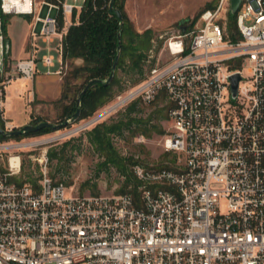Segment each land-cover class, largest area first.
I'll list each match as a JSON object with an SVG mask.
<instances>
[{"label": "built area", "instance_id": "1", "mask_svg": "<svg viewBox=\"0 0 264 264\" xmlns=\"http://www.w3.org/2000/svg\"><path fill=\"white\" fill-rule=\"evenodd\" d=\"M75 9L65 1H0L6 16L33 17V36L48 41L61 30L59 14L66 21ZM227 13L222 0L201 16L202 29L171 38L169 66L152 69L111 108L138 97L151 103L160 93L171 104L160 143L169 158L165 167L133 168L136 196H70L47 169L37 187L19 185L21 158L8 159L0 169V264H264V0H243L238 42L219 23ZM42 63L50 68L54 58ZM65 65L48 74L62 75ZM14 69L32 81L34 55ZM235 75L241 81L233 99ZM0 145L2 157L8 145Z\"/></svg>", "mask_w": 264, "mask_h": 264}, {"label": "rangeland", "instance_id": "2", "mask_svg": "<svg viewBox=\"0 0 264 264\" xmlns=\"http://www.w3.org/2000/svg\"><path fill=\"white\" fill-rule=\"evenodd\" d=\"M36 1L37 4H40L44 0ZM84 1L85 0H68V2L73 4L76 8L82 7ZM221 1L222 0H125V13L130 21L134 24L135 28L139 32H143L147 29H152L154 31V49L153 52L150 53L149 61L145 66L146 77L149 78L151 76V71L149 72L151 65H153L154 68L161 70H164L169 66L172 60V56L168 49L169 40L173 37L191 35L202 29L205 23L201 20V16L206 11H208H203L206 5L215 2L219 5ZM228 4L230 9V0H228ZM221 17L222 19L219 21V23L226 29L227 32L228 13L226 15L222 14ZM21 18L27 20L29 27L34 22L33 17L29 19L25 16H22ZM66 18L67 19L59 33L53 37V42L44 44L42 42V36L35 37V42L37 41L36 45L39 48L38 56H41L42 54H46V56H52L54 58V64L56 67H59L62 62V56L58 47L60 46L63 34L70 26L68 22L72 21L71 16L68 15ZM10 25L11 19L8 25V31H10ZM17 26L19 27V25ZM18 27H16L15 31L11 29L12 37L15 33L17 35L21 33V30ZM185 39L187 41L188 37ZM17 40L18 37H15V41ZM11 51L12 50H10L9 56L7 57V59L11 61V70H7L5 67L4 74H0V89L2 90L1 93L4 97V86H7L11 81L13 82L9 87L13 90H15L17 87H22L23 85V83L19 82L18 79L21 77L15 72L14 64L16 62L12 59ZM40 60H42V57ZM74 66L71 64L69 65V68L64 66L63 74L56 76L58 82L54 85V87H58L60 89V93H58V95H60L56 96L54 100L50 99L48 101H40L37 98H34L33 83L35 77L32 81H29L30 94L27 98H24L25 100L23 99L24 103L18 98L16 99L10 97L11 104L13 105L12 110H2V117L5 122H9L7 120L8 118L15 126L22 125L27 121H30L31 123L36 120L51 122L54 125L62 124L60 121L62 120L63 115V105L75 98V94L78 93L84 84L82 78L74 81V78H71L68 74L69 70ZM66 77L71 79L73 82V90L68 93V99L63 100L64 81ZM125 79L124 86L129 88L132 81L130 78ZM134 89L129 88L126 96H128L129 92ZM125 97L122 96L117 98L116 103H113L102 109L99 115H102L106 111H110L111 108L119 102L120 98L123 99ZM168 102L169 101L166 96H160L158 101L154 100L149 103V105L143 106L144 111L142 116L144 118L149 117V115L155 113V111L158 109L164 108ZM127 104L128 102L122 104L116 109L110 111L108 114L102 117L101 120L95 122L93 125L80 130H78V128H81L88 122L73 123L70 121L69 127L64 126L62 129L49 135L25 138L20 142L16 140H10L5 143H0L2 145L8 146L15 145V147L18 145H31L20 148H6L3 150L2 157H0L1 168L4 169L8 166V159L11 156H20L22 163L21 175L23 172H25L32 173L34 177H40V174L43 173V170L47 169L49 176H55V179H53L54 181H61L69 188L67 193L70 196H72L74 192L79 194H91L90 188H86L82 193V185L86 182H90L91 185L93 183H97L100 194L110 195L117 193V191L122 187L125 178L113 167L108 170H98V165L103 161V159L95 150V148L89 143L86 133L100 121L111 122L113 120H117L120 115L125 112ZM156 116L157 117L154 122L156 125L161 127L163 134H159L157 131H152V136L150 138H146L147 140L145 143L138 141V138L141 136V134L130 137L129 133H125L123 137H114V147L122 156L138 159L143 162L144 165H155L162 160L164 151L160 143L163 136L168 133L171 124L168 119H159L158 114H156ZM9 125L10 128L14 129L11 124ZM18 129H21V127ZM6 130L8 131L7 126ZM71 139H74L72 145H80V150L77 152L75 151L72 154L69 152L65 159L64 166H61V169L57 171V162L48 159V150L52 147H58L59 145H62ZM46 141L47 143L35 144Z\"/></svg>", "mask_w": 264, "mask_h": 264}, {"label": "trees", "instance_id": "3", "mask_svg": "<svg viewBox=\"0 0 264 264\" xmlns=\"http://www.w3.org/2000/svg\"><path fill=\"white\" fill-rule=\"evenodd\" d=\"M1 1V0H0ZM65 0H46V2L56 6H62ZM111 0H85L80 10L75 9L71 15V26L63 35L61 42V52L63 64L67 61L74 59H83L84 67L77 68L70 76L75 80L83 79V86L75 98L71 99L68 103L63 105L62 124L73 119V116L80 109V117L76 123L89 122L100 114V111L105 107L116 103L117 98L126 96L129 88L137 89L147 79L145 75V66L149 61L150 53L154 49L155 35L152 29H147L139 32L134 24L127 17L124 10L125 0H116L115 7L119 9L123 15L124 21L121 26L118 17L111 13L109 4ZM218 3H209L206 5L205 10H215ZM202 11V12H203ZM31 19L30 16H25ZM0 18L2 21V32L5 41H9L8 25L10 23V16L4 15L0 10ZM60 28L65 23L64 15L61 12L58 16ZM228 29L227 39L238 42L242 39L237 26V16L232 17L228 13ZM120 35V38H119ZM119 55L117 69L111 83L105 85H93L80 99H78L85 89V87L93 80L106 81L110 77L113 66ZM154 68L150 66L149 72ZM125 78H130L132 81L131 86L128 88L124 86ZM73 82L69 78H65L63 100L68 99V93L71 92ZM134 89V90H135ZM160 96H165V93H160L155 101L159 100ZM4 97L0 95V102ZM149 105L142 97L132 99L128 102L125 112L120 115L117 120L111 122L100 121L86 133L89 143L99 153L103 161L98 165V170H108L111 167L115 168L121 174L125 181L122 187L117 191L118 193L131 192L135 196L138 193V186L140 182L134 175L133 168L137 164L144 165L138 159L133 157H124L114 147L113 139L116 136L123 137L125 133H129L130 137L141 134L146 138L152 136V131H157L163 134V130L159 125H156L154 120L156 114L160 119H168V110L171 104H167L164 108L158 109L155 113L144 118L143 106ZM0 111V124L6 131L5 122L2 119ZM43 120H36L31 122V125H38ZM67 127L70 125L67 124ZM18 129L14 128L13 131ZM55 132L54 129L44 128L34 133H24L20 136L8 137L0 134V143H5L10 140L18 142L25 138H33L39 136L49 135ZM6 133H8L6 131ZM74 139H71L58 147H52L48 150L47 156L51 161L57 162V171L64 166L65 159L70 152L80 150V145H72ZM169 158L168 154L162 156L158 167H165V161ZM1 170H4L0 167ZM52 179L55 176L50 175ZM42 177H34L32 173H25L21 175L20 180H17L19 185L30 183L37 187V183ZM61 182V181H58ZM86 188H90L91 194L99 195L98 184L86 182L82 185V193Z\"/></svg>", "mask_w": 264, "mask_h": 264}, {"label": "crops", "instance_id": "4", "mask_svg": "<svg viewBox=\"0 0 264 264\" xmlns=\"http://www.w3.org/2000/svg\"><path fill=\"white\" fill-rule=\"evenodd\" d=\"M65 2L70 4L68 0H65ZM77 9L80 10L81 7ZM21 17L22 16H19V17L10 16L11 25H10V31H8V36H9L10 44H11L12 59L17 63L20 60H26L30 58V56L33 54L35 57V61H36V74H35V79L33 83L34 98H37L40 101H48L50 99L54 100L56 96L60 95V94L58 95V93H60V89L58 87H54V85L58 82L57 77H56L58 75L57 74L49 75L48 72L49 71L52 73L58 72L62 66V62H61V65H59V67H56L55 64L50 68L45 67V65L42 63V60L40 59L41 57L42 58L46 57V54H42L41 56H38L39 48L36 45L37 41L35 42V37L40 36V35L37 34L36 36H33L32 34L33 24L29 27L27 20L22 19ZM17 25H19V27ZM16 27H18L21 30V33L17 35L16 33L14 34L13 32L14 35L12 37L11 29L15 31ZM15 37H18V40H17L18 42L15 41ZM53 41H54L53 38L49 41L42 38V42L44 44L51 43ZM15 64H14V67H15ZM18 79H19V82L23 83L22 87H17L15 90H13L12 88L9 87L13 81H11L7 86H5V97L2 102V108L5 111L8 109L12 110L13 108L10 97L16 98V99L18 98L24 103V100H25L24 98H27L30 94L29 93L30 91L29 82L24 81L20 78ZM7 120L16 129L20 127L22 128L26 125L31 124L30 121H27V122H24L22 125L15 126L8 118Z\"/></svg>", "mask_w": 264, "mask_h": 264}, {"label": "water", "instance_id": "5", "mask_svg": "<svg viewBox=\"0 0 264 264\" xmlns=\"http://www.w3.org/2000/svg\"><path fill=\"white\" fill-rule=\"evenodd\" d=\"M115 2L116 0H111L110 1V4H109V10L111 13L115 14L119 21H120V24L121 26L123 25V21H124V18H123V15L121 13V11L119 9H117L115 7ZM242 2L243 0H230V9H229V13L232 17H236L237 14H238V11L240 10V7L242 5ZM119 38H120V35H119ZM10 50H11V44L9 41H5L4 40V36H3V32H2V21H1V18H0V74H4L5 72V67L7 68V70H11V61L9 59H7V57L9 56V53H10ZM118 60H119V55L116 59V62L113 66V70L110 74V77L108 78V80L106 81H101V80H93L91 81L86 87L85 89L83 90V92L81 93L79 99H78V102H80V99L81 97L95 84H105V85H108L109 83H111V81L113 80L114 78V75H115V71L117 69V64H118ZM5 62V63H4ZM75 65L74 67H72L70 70H69V75L71 76L74 72L75 69L77 68H82L84 67L85 63H84V60L83 59H74V60H70V61H67L66 63V67L69 68V65ZM241 81V77L239 75H235L231 78V83H232V86H231V90H232V97L233 99H236L237 98V90H238V85H239V82ZM79 117H80V109L77 110V112L75 113V115L73 116V119L70 120L72 121L73 123H76L78 120H79ZM96 119H92L91 121H89L88 123H86L85 125H83L81 128H78V130L80 129H83L85 127H88L90 125H93L94 124V121ZM70 121H67L66 123H63V124H60V125H54L53 123L51 122H42L38 125H26L24 127H22L21 129H18L17 131H13V132H10V133H6V131L2 128L1 124H0V134L2 135H6L8 137H13V136H20L24 133H34V132H38L44 128H48V129H54L55 131H58L60 129H62V127L66 126L67 124H70ZM77 131V130H76Z\"/></svg>", "mask_w": 264, "mask_h": 264}, {"label": "bare ground", "instance_id": "6", "mask_svg": "<svg viewBox=\"0 0 264 264\" xmlns=\"http://www.w3.org/2000/svg\"><path fill=\"white\" fill-rule=\"evenodd\" d=\"M115 109V108H114ZM113 109H111L110 111H112ZM110 111H106L105 113H103L102 115H99V116H97L95 119V121H94V123L95 122H97V121H99V120H101V118L102 117H104L106 114H108ZM43 143H47V141L46 142H42V143H35V144H43ZM24 146H31V145H18V146H7V148H20V147H24Z\"/></svg>", "mask_w": 264, "mask_h": 264}]
</instances>
